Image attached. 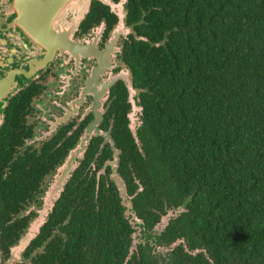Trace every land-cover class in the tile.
<instances>
[{
  "label": "flooded vegetation",
  "instance_id": "obj_1",
  "mask_svg": "<svg viewBox=\"0 0 264 264\" xmlns=\"http://www.w3.org/2000/svg\"><path fill=\"white\" fill-rule=\"evenodd\" d=\"M110 1L112 6L91 2L73 37L78 50L58 54L6 95L0 264H163L149 243L144 248L151 237L158 247L174 245V264H215L191 231L187 200L154 167L161 150L146 124L141 95L147 86L136 78L129 49L147 38L136 25L150 6L138 2L140 17H130L129 0ZM8 4L0 0V37L7 44L4 27L16 15ZM63 171L59 194L49 199ZM120 187L145 228L164 223L151 237L133 242L136 228L125 217Z\"/></svg>",
  "mask_w": 264,
  "mask_h": 264
},
{
  "label": "trees",
  "instance_id": "obj_2",
  "mask_svg": "<svg viewBox=\"0 0 264 264\" xmlns=\"http://www.w3.org/2000/svg\"><path fill=\"white\" fill-rule=\"evenodd\" d=\"M138 2L147 38L129 49L155 170L215 264H264V0H129L130 17Z\"/></svg>",
  "mask_w": 264,
  "mask_h": 264
},
{
  "label": "water",
  "instance_id": "obj_3",
  "mask_svg": "<svg viewBox=\"0 0 264 264\" xmlns=\"http://www.w3.org/2000/svg\"><path fill=\"white\" fill-rule=\"evenodd\" d=\"M93 0H1L2 3L10 2L14 7V20L10 19L4 29L7 30L9 43H5L0 37V124L3 118L2 108L6 102L8 91L13 93L23 87L30 79L35 78L58 54L71 53L78 50V43L74 40V34L79 29L81 21L86 17ZM112 6L110 0H98ZM9 10V8H7ZM123 26L120 22L113 36H118ZM0 25V34L4 35ZM8 56L10 57L8 59ZM6 74V77H5ZM11 78V82H9ZM130 89L129 79H124ZM86 138L83 141L85 142ZM66 172H62L54 180L49 191V199L59 194V186H62ZM122 203L125 206V217L136 232L133 242L141 235L151 237L164 223H159L154 229L144 227L133 206L128 199L125 187H120ZM139 220V221H138ZM150 244L152 253L157 255L163 264H174L172 245L162 242L157 246L156 240L151 237L143 242L145 250ZM1 252V250H0Z\"/></svg>",
  "mask_w": 264,
  "mask_h": 264
}]
</instances>
